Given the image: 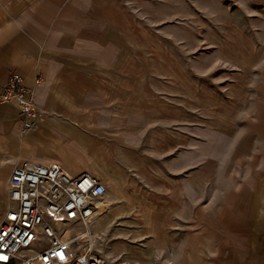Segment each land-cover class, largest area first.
Here are the masks:
<instances>
[{"label":"crops","instance_id":"crops-1","mask_svg":"<svg viewBox=\"0 0 264 264\" xmlns=\"http://www.w3.org/2000/svg\"><path fill=\"white\" fill-rule=\"evenodd\" d=\"M127 13L116 0H0V89L21 75L40 114L22 132L16 106L0 102V181L28 160L96 177L111 204L93 229L103 264H264V66L240 86L239 71L219 78L213 60L187 96ZM197 173L200 202L187 215ZM109 232L118 245H104ZM159 253L183 260L149 262Z\"/></svg>","mask_w":264,"mask_h":264},{"label":"rangeland","instance_id":"rangeland-1","mask_svg":"<svg viewBox=\"0 0 264 264\" xmlns=\"http://www.w3.org/2000/svg\"><path fill=\"white\" fill-rule=\"evenodd\" d=\"M116 1L126 7L130 21L139 23L143 28L144 43L158 44L159 55L170 60L166 67L171 65L176 76L174 77L175 85L187 88V96L189 95L188 89L194 91L196 84L201 85L206 80L201 73L208 64L212 66L213 60L215 61L214 66L216 65L215 67L219 70L217 75L220 76L219 78L223 77L225 80L229 71H239L240 86L244 82L247 84L253 80L252 67L254 64L258 67L260 65L261 69L264 66V0ZM189 59L191 60L188 61ZM187 69H190L188 73ZM211 77H215V73H210L208 76L212 81ZM36 78H39L37 84L39 85L41 77ZM190 96L193 98L192 105H197L196 98L203 95L192 94ZM192 111L194 113V110ZM192 120V112L187 110V121ZM204 175L197 173L187 180V215L194 213L197 209L196 200L200 202L199 185ZM5 185L6 179L0 181V216L7 207ZM189 186L194 187V190H191ZM102 202L107 204L106 213H111L109 197L103 198ZM201 225L202 223L198 221L187 222V246H192L188 249H197L198 243L191 237L194 234L197 235L201 230ZM98 232L99 234L102 232L100 228ZM102 237H105L104 245L108 241L110 244L118 245L122 240L120 236L111 234V232ZM132 244L138 245V242ZM193 252L188 255L198 258L195 255L197 253ZM138 256L135 254V257ZM104 259L106 260L105 255ZM109 260L128 262L133 259L130 254H124L121 257L115 254ZM171 260H183V255L154 254L149 262L168 263Z\"/></svg>","mask_w":264,"mask_h":264},{"label":"built area","instance_id":"built-area-1","mask_svg":"<svg viewBox=\"0 0 264 264\" xmlns=\"http://www.w3.org/2000/svg\"><path fill=\"white\" fill-rule=\"evenodd\" d=\"M0 102L16 106L22 132L36 126L33 88L21 75L8 77ZM6 187L0 264H103V241L98 245L93 229L107 212L100 206L106 189L96 177L72 175L54 161L28 160L12 169Z\"/></svg>","mask_w":264,"mask_h":264},{"label":"bare ground","instance_id":"bare-ground-1","mask_svg":"<svg viewBox=\"0 0 264 264\" xmlns=\"http://www.w3.org/2000/svg\"><path fill=\"white\" fill-rule=\"evenodd\" d=\"M100 203H101V202H100ZM106 207H107V206H106V205H104V208H103V209H106Z\"/></svg>","mask_w":264,"mask_h":264}]
</instances>
